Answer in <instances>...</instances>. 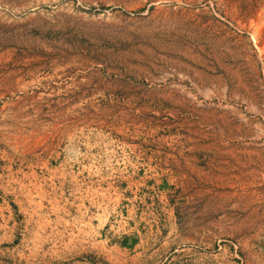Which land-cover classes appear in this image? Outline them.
<instances>
[{
  "label": "rangeland",
  "instance_id": "1",
  "mask_svg": "<svg viewBox=\"0 0 264 264\" xmlns=\"http://www.w3.org/2000/svg\"><path fill=\"white\" fill-rule=\"evenodd\" d=\"M0 264H264V0H0Z\"/></svg>",
  "mask_w": 264,
  "mask_h": 264
},
{
  "label": "bare ground",
  "instance_id": "2",
  "mask_svg": "<svg viewBox=\"0 0 264 264\" xmlns=\"http://www.w3.org/2000/svg\"><path fill=\"white\" fill-rule=\"evenodd\" d=\"M164 50L170 54L169 57L166 58V60L173 63H183L189 59L196 60V57L194 55L187 51H184L185 49L183 48V46L180 47L179 45H173L168 48H164Z\"/></svg>",
  "mask_w": 264,
  "mask_h": 264
}]
</instances>
